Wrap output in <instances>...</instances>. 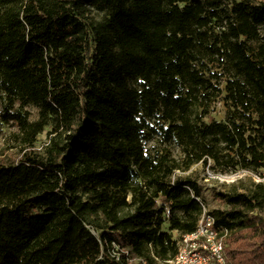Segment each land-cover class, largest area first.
Returning a JSON list of instances; mask_svg holds the SVG:
<instances>
[{
  "label": "trees",
  "instance_id": "obj_1",
  "mask_svg": "<svg viewBox=\"0 0 264 264\" xmlns=\"http://www.w3.org/2000/svg\"><path fill=\"white\" fill-rule=\"evenodd\" d=\"M262 25L264 2L0 0V264L173 258L163 214L180 238L202 213L177 171L264 169ZM216 196L229 254L264 264V184Z\"/></svg>",
  "mask_w": 264,
  "mask_h": 264
},
{
  "label": "rangeland",
  "instance_id": "obj_2",
  "mask_svg": "<svg viewBox=\"0 0 264 264\" xmlns=\"http://www.w3.org/2000/svg\"><path fill=\"white\" fill-rule=\"evenodd\" d=\"M206 4L211 2H219L221 0H203ZM235 1H244L250 4H259L264 2V0H235ZM261 40L264 42V25L259 28ZM250 46L253 48L256 46L255 41L248 42ZM224 94V92H223ZM214 109L212 110V116L217 120H223L225 118L226 113V106L224 101L219 98L215 101ZM29 112L30 118L35 119L38 115V109L34 106L27 107ZM15 130L14 125L12 124H5L0 122V151L2 147L6 148V138L10 132ZM47 139L46 132L44 131L42 134L38 136L36 146L40 149L44 142ZM154 146H161L157 145L156 140L150 141L146 148L148 150H152ZM171 148L174 149L173 145H169ZM13 149L4 150L0 156L10 155ZM175 154L176 151L174 150ZM213 163L208 161L206 164L197 163L194 164L188 171L182 172L177 171V175L182 176H191L195 178L201 188V197L199 198L200 202L205 206V208L209 211L214 212L215 210H228L229 205L223 203L217 196V193H226L231 190L237 189L238 191H251L254 189V184L256 183H263L264 184V169L252 170V169H245V168H214ZM158 205H161V202L158 201ZM181 215L180 212H178ZM165 220L162 224V230L169 232L173 238L179 239V235L176 231H172L169 228V220L167 217L166 212L163 214ZM236 240V241H234ZM238 233L228 235L226 238V250L230 246H235L239 244L241 240H239ZM228 256L232 260L233 264H237L235 259L229 254L227 251ZM133 264H144L136 259H130ZM159 264H166L165 262L159 261Z\"/></svg>",
  "mask_w": 264,
  "mask_h": 264
},
{
  "label": "built area",
  "instance_id": "obj_3",
  "mask_svg": "<svg viewBox=\"0 0 264 264\" xmlns=\"http://www.w3.org/2000/svg\"><path fill=\"white\" fill-rule=\"evenodd\" d=\"M229 234L202 204L196 228L180 236L177 253L166 264H233L226 250Z\"/></svg>",
  "mask_w": 264,
  "mask_h": 264
}]
</instances>
